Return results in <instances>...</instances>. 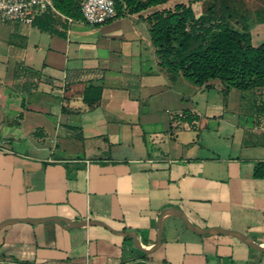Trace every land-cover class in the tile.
<instances>
[{
    "label": "crops",
    "instance_id": "1",
    "mask_svg": "<svg viewBox=\"0 0 264 264\" xmlns=\"http://www.w3.org/2000/svg\"><path fill=\"white\" fill-rule=\"evenodd\" d=\"M127 15L56 19L64 38L0 22V264H264V86L197 85L150 38H72Z\"/></svg>",
    "mask_w": 264,
    "mask_h": 264
},
{
    "label": "trees",
    "instance_id": "2",
    "mask_svg": "<svg viewBox=\"0 0 264 264\" xmlns=\"http://www.w3.org/2000/svg\"><path fill=\"white\" fill-rule=\"evenodd\" d=\"M166 0H116L114 19L126 14L163 3ZM81 0H52L54 8L72 20L84 22L80 11ZM213 6L207 13L196 14L191 3H176L141 16L148 25V32L158 56V63L171 73L181 75L197 84L207 85L209 79L218 78L227 86L248 89L264 86V42L253 45L247 22L241 30L233 28L228 15H216ZM259 22L264 20L259 18ZM56 18L45 13L34 21V26L58 36L65 32L56 28ZM104 24V23H103ZM66 23L64 26L66 27ZM102 86L89 83L83 90L82 99L93 106L101 96ZM186 120L196 118L189 116ZM264 174V162H257L253 169L255 177Z\"/></svg>",
    "mask_w": 264,
    "mask_h": 264
},
{
    "label": "rangeland",
    "instance_id": "3",
    "mask_svg": "<svg viewBox=\"0 0 264 264\" xmlns=\"http://www.w3.org/2000/svg\"><path fill=\"white\" fill-rule=\"evenodd\" d=\"M191 3L196 14L208 12V7L213 6L212 12L216 15H228V22L231 27L241 30L244 22L248 24V30L251 35L253 45L264 42V21L259 22L258 19L264 20V0H166L163 3L150 6L139 13L126 14L118 23L109 29H105L101 35L97 33L85 34V29L80 27L79 22H74L72 27L78 32L72 35V38H106V35H122L126 38H150L148 25L139 16H144L152 11L172 8L176 3ZM62 20V19H61ZM83 24V23H81ZM5 32H1L3 36ZM36 38L42 41V38H48L46 32L35 33ZM1 38V37H0ZM58 38H64L59 36Z\"/></svg>",
    "mask_w": 264,
    "mask_h": 264
},
{
    "label": "built area",
    "instance_id": "4",
    "mask_svg": "<svg viewBox=\"0 0 264 264\" xmlns=\"http://www.w3.org/2000/svg\"><path fill=\"white\" fill-rule=\"evenodd\" d=\"M116 0H81L80 11L84 23L88 25H100L113 18L116 14ZM45 13L52 14L56 19L70 22L72 19L58 12L52 0H0V22H17L23 24H33L35 19ZM187 113L176 114L177 120H186ZM192 116V112H189ZM194 123L195 119L187 120Z\"/></svg>",
    "mask_w": 264,
    "mask_h": 264
},
{
    "label": "water",
    "instance_id": "5",
    "mask_svg": "<svg viewBox=\"0 0 264 264\" xmlns=\"http://www.w3.org/2000/svg\"><path fill=\"white\" fill-rule=\"evenodd\" d=\"M236 235L239 236V234H236ZM242 238H244V237L242 236ZM247 242H249V243H250L251 245H253L254 247H256V248H258V249L264 251V247H261V246L255 244L254 242L250 241L249 239H247Z\"/></svg>",
    "mask_w": 264,
    "mask_h": 264
}]
</instances>
